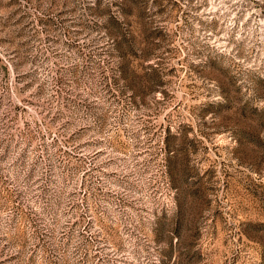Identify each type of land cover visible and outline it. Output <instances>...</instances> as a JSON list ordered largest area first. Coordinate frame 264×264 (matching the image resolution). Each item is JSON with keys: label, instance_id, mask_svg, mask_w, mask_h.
<instances>
[{"label": "rangeland", "instance_id": "374dc122", "mask_svg": "<svg viewBox=\"0 0 264 264\" xmlns=\"http://www.w3.org/2000/svg\"><path fill=\"white\" fill-rule=\"evenodd\" d=\"M0 264H264V0H0Z\"/></svg>", "mask_w": 264, "mask_h": 264}]
</instances>
